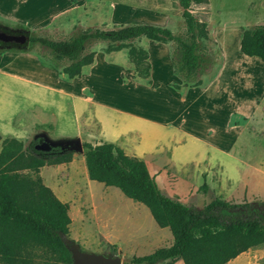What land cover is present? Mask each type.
<instances>
[{"label": "trees", "instance_id": "obj_1", "mask_svg": "<svg viewBox=\"0 0 264 264\" xmlns=\"http://www.w3.org/2000/svg\"><path fill=\"white\" fill-rule=\"evenodd\" d=\"M172 1L182 10L188 40L175 36L166 27L151 24H120L109 31L88 28L68 41L29 37L27 31L17 33H26L29 43L47 49L55 65L66 61L68 64L59 69L58 74L67 81L79 79L85 68L94 63L97 52H87V44L102 41L107 43L101 50L106 55L126 50L127 60L135 72L131 78L155 88L159 84L149 78L148 51L130 42L144 38L174 44L173 48L169 47L170 58L173 71L183 80V85L172 84L171 87L176 91L201 87L204 82L198 79L202 71L198 43L207 41L209 35L206 23L194 17L192 8L206 5L208 0ZM2 29L0 27V31ZM240 52L264 63V25L243 30ZM242 121L233 120L232 123L238 125ZM39 142L40 139L34 140L25 147L15 138L1 141L0 264H73L72 254L64 242L66 239L75 243L69 238L68 205L40 177V168L46 164L70 163L71 153H62L60 149L37 151L34 146ZM82 146L89 181L114 187L126 198L142 204L157 226L168 228L173 237L171 246L157 249L150 255L128 258L130 263L227 264L241 253L264 247V220L252 205H231L212 199L202 209H193L178 198L166 195L150 175L145 162L125 154L116 145L83 143ZM51 155L54 156L47 158ZM199 190H209L205 176ZM112 248L115 251V246Z\"/></svg>", "mask_w": 264, "mask_h": 264}, {"label": "rangeland", "instance_id": "obj_2", "mask_svg": "<svg viewBox=\"0 0 264 264\" xmlns=\"http://www.w3.org/2000/svg\"><path fill=\"white\" fill-rule=\"evenodd\" d=\"M118 1L131 6L141 5L156 13L154 18L140 14L136 16L134 13H130V15L120 19L121 24L148 23L160 25L170 29L175 36L188 40L184 21L181 17L182 10L172 0H86L82 7L56 18L51 24L39 31L31 33L27 31V34L9 32L26 34L29 37H44L55 41H68L88 28L109 31L117 25L112 18V5ZM31 8L30 1L28 12ZM192 12L198 21L206 23L209 35L207 41H199L198 43V54L202 62V71L199 76L206 74L207 77L202 78L204 81L209 80V77L219 68L221 56L215 38L224 23L231 28L232 32L235 29L244 30L264 25V0H208L206 5L194 6ZM156 16L162 18L156 19ZM164 16L167 20L165 24H162ZM1 31L8 32L5 29ZM228 36H231V33ZM130 44L135 47H143L146 43L143 39H137L131 41ZM27 45L35 46L34 48L37 49L39 55L52 61V73H57L59 69L68 64L64 61L55 65L47 49H42L40 45L29 42ZM106 45V42L90 41L87 44V52L101 51L106 48ZM168 46L173 48L175 45L169 44ZM126 53V50H123L119 55H115L116 57L111 56V59L121 62L125 69H132V64L126 59ZM254 63L257 64L256 61ZM259 67L262 69V65ZM246 74V71L241 72L238 78L232 79V87H237L243 98L248 93L246 90L250 86L251 79L245 78ZM132 76H135V72ZM51 77L53 78H45L46 82L43 86L36 84L35 88L31 87L34 88V103L32 101L23 103L21 99L19 100L20 108L16 112L14 120L8 122L9 129L0 130L1 141L5 138H15L21 141L25 147H28L31 142L40 139V142L46 141L51 146L50 150L60 149L62 153H71V162L76 158V163L73 166L71 162L60 165L46 164L40 168V177L42 182L68 205V213L71 211V218H73L71 219L69 216L71 220L69 238L77 243L82 251L119 257L122 264H132L128 258L150 255L151 248H145L138 253H133L129 248L139 249L142 247V243L148 239L155 245L154 248L159 247L158 245L166 247L167 244H160L163 243L160 242L163 240V236L160 234L162 232L158 233V227L143 205L126 198L116 188H107L103 184L95 185L92 182L91 184L87 179L88 177L86 178L82 173L83 164L85 166L83 157L85 150H75L72 143L76 140H79L81 144L86 143L85 140L88 137H92L94 140L101 139L100 126L95 117L94 103L90 99L89 93L85 90L83 93L79 91L81 84L67 81L59 76V78L53 75ZM123 77L117 79H122L124 83L131 82L130 78H126L124 75ZM137 80L134 81L138 82ZM97 84L99 86L107 85L103 81H97ZM71 92L76 95L71 94ZM20 96L22 95L20 94ZM250 107L245 115L248 122L241 133L240 153L244 162L243 166L253 156L255 161L257 153L264 149V103H259L258 107L254 106L253 103ZM102 112L106 120L110 121L112 125L121 124L124 119L123 115L108 109H102ZM240 118L239 116L234 117L236 120ZM133 140V136L125 138L124 142H118V146L124 148L129 155L135 148ZM202 152L196 149L195 157L198 159ZM53 156H47V158ZM159 159L162 162V159L165 158L159 157ZM164 173L166 176L164 175V180H161L163 192L169 197L178 198L193 209H202L212 199H220L231 205L240 206L264 204L262 195L264 192L262 188L264 187L261 186L259 192L256 193L257 196H254L256 191H254L253 185L250 193L248 185L254 184V180L246 179L247 173L242 174L241 180L227 181L221 177L218 167H214L209 175L203 164L198 167L194 164L186 166L183 169L185 175L183 179L177 178L174 169L168 167ZM203 176H205V182L209 187L207 192L199 190L203 183ZM171 183L172 185L169 186ZM94 186L95 189L92 188ZM164 230L171 237L169 230ZM143 236L147 237L142 239ZM148 236H152V238ZM112 246H115V251H113ZM256 250H264V247ZM256 250L252 249L241 253L227 264H254V260L260 254L258 251L254 252Z\"/></svg>", "mask_w": 264, "mask_h": 264}, {"label": "crops", "instance_id": "obj_3", "mask_svg": "<svg viewBox=\"0 0 264 264\" xmlns=\"http://www.w3.org/2000/svg\"><path fill=\"white\" fill-rule=\"evenodd\" d=\"M30 1L32 8L28 12ZM84 2L86 0H0V27L14 33L36 32L51 24L56 18L82 7ZM130 13L153 18L156 14L141 5L131 6L119 1L112 5V18L117 25L121 24L119 22L121 18ZM160 18L162 17L156 16V19ZM163 18L162 24H165L167 19L165 16ZM242 32V29H235L232 32L224 23L215 38L221 56L218 70L207 81L202 80L207 77L206 74L198 75L204 82L201 87L181 91L171 87L172 84L182 86L183 80L173 71L170 48L166 44L143 38L146 43L143 47L148 51L151 65L149 78L154 84H159L157 88L135 82L131 79L134 75L132 69H125L121 62L111 59V56L116 57L115 55L122 51L110 55L97 51L94 63L85 68L79 79L73 80L81 84L79 91L83 93L85 90L91 95L96 121L100 126L101 139L94 140L88 137L86 143L114 144L128 155L124 148L118 146V142H124L125 138L133 136L135 148L129 155L145 162L150 175L162 191L164 189L161 188V180H164V175L166 176L164 172L167 167L174 169L177 178L183 179L185 176L183 169L186 166L194 164L198 167L203 164L209 175L214 167H218L221 177L227 181L241 180L242 174L247 173L246 179L254 180V184L248 185V190L250 192L254 185L256 191L254 196H257L259 188L264 187V149L257 153L255 161L253 156L243 166L240 142L241 133L248 122L245 115L250 106L254 103V106L258 107L259 103H264V63L258 58H249L240 52ZM230 33L231 36H228ZM34 47L0 44V130L9 129L8 122L14 120L20 108V99L23 103L29 101L34 103L36 84L43 86L45 78H53L52 75L63 78L58 72H51L52 63L39 55ZM259 65H262V69ZM244 71L247 72L245 78L251 79L246 90L248 96L246 94L247 97L244 95L243 98L237 87H232V79L238 78ZM122 75L130 78L131 82L124 83L122 79H117L122 78ZM97 81L105 82L107 87L99 86ZM102 109L123 115L122 123L110 124L104 117ZM238 116L241 117L240 121L242 119L245 121L234 125L232 121ZM196 149L199 152L203 151L198 159L194 155ZM159 157L165 159L161 162ZM75 159L71 162L72 166L76 163ZM82 173L87 178L84 164ZM171 185L172 183L169 184ZM92 188L95 189V186ZM262 195L264 197V192ZM68 215L72 217L71 211ZM155 225L157 226L156 223ZM164 229L158 227L157 230L158 233L162 232L160 234L164 240H160L163 242L160 244L165 243L166 247L158 245L159 247L154 248L155 245L147 238L142 247L129 248L130 251L138 253L145 248H151L152 254L157 249L171 246L173 237ZM146 237L143 236L142 239ZM257 251L260 254H257L254 264H264V250L254 252ZM176 264L183 262L178 261Z\"/></svg>", "mask_w": 264, "mask_h": 264}, {"label": "water", "instance_id": "obj_4", "mask_svg": "<svg viewBox=\"0 0 264 264\" xmlns=\"http://www.w3.org/2000/svg\"><path fill=\"white\" fill-rule=\"evenodd\" d=\"M29 42L28 36L23 34H12L4 31H0V43L13 46H23ZM73 148L78 151H83V146L79 140L72 143ZM51 146L42 141L34 146L37 151L48 152ZM264 220V205L253 204ZM65 245L72 254L73 264H122V260L115 256H105L102 254L82 251L77 243H70L64 239Z\"/></svg>", "mask_w": 264, "mask_h": 264}, {"label": "flooded vegetation", "instance_id": "obj_5", "mask_svg": "<svg viewBox=\"0 0 264 264\" xmlns=\"http://www.w3.org/2000/svg\"><path fill=\"white\" fill-rule=\"evenodd\" d=\"M10 33V32H9Z\"/></svg>", "mask_w": 264, "mask_h": 264}]
</instances>
